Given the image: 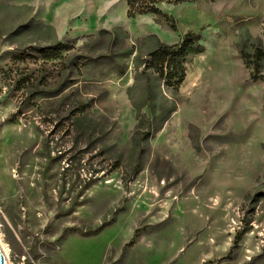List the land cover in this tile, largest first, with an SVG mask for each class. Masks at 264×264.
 I'll list each match as a JSON object with an SVG mask.
<instances>
[{
	"label": "rangeland",
	"instance_id": "rangeland-1",
	"mask_svg": "<svg viewBox=\"0 0 264 264\" xmlns=\"http://www.w3.org/2000/svg\"><path fill=\"white\" fill-rule=\"evenodd\" d=\"M162 11L176 30L123 0H0L10 264H264V0ZM187 33L173 90L149 55Z\"/></svg>",
	"mask_w": 264,
	"mask_h": 264
},
{
	"label": "trees",
	"instance_id": "trees-1",
	"mask_svg": "<svg viewBox=\"0 0 264 264\" xmlns=\"http://www.w3.org/2000/svg\"><path fill=\"white\" fill-rule=\"evenodd\" d=\"M127 6V16L135 18L137 16L154 15L164 17L172 23V29L176 30L174 19L165 15L162 11L163 5L178 6L184 3H191L195 0H123ZM197 36L187 33L182 41L176 45H163L149 55L150 66L158 77L164 81L165 85L173 90H178L184 83L187 75V62L190 54L196 49V53L203 52V48L197 45ZM62 46L41 49L42 57L56 59L60 57ZM264 53L257 51L251 64L253 81L261 80L259 76V63L263 59ZM248 58V59H247ZM251 58V59H252ZM245 63L248 64L250 58L245 56Z\"/></svg>",
	"mask_w": 264,
	"mask_h": 264
},
{
	"label": "bare ground",
	"instance_id": "bare-ground-1",
	"mask_svg": "<svg viewBox=\"0 0 264 264\" xmlns=\"http://www.w3.org/2000/svg\"><path fill=\"white\" fill-rule=\"evenodd\" d=\"M0 249L3 254L4 260L6 261L7 264H10V261L8 260V251L7 248L2 244L0 241Z\"/></svg>",
	"mask_w": 264,
	"mask_h": 264
},
{
	"label": "water",
	"instance_id": "water-1",
	"mask_svg": "<svg viewBox=\"0 0 264 264\" xmlns=\"http://www.w3.org/2000/svg\"><path fill=\"white\" fill-rule=\"evenodd\" d=\"M0 264H7L0 249Z\"/></svg>",
	"mask_w": 264,
	"mask_h": 264
}]
</instances>
